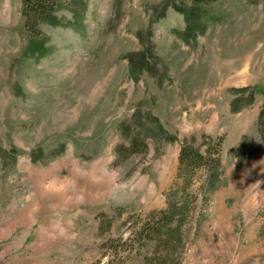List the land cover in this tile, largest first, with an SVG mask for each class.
Here are the masks:
<instances>
[{"label": "rangeland", "instance_id": "rangeland-1", "mask_svg": "<svg viewBox=\"0 0 264 264\" xmlns=\"http://www.w3.org/2000/svg\"><path fill=\"white\" fill-rule=\"evenodd\" d=\"M24 1L0 0V264H264V0H59L33 30ZM184 143L216 159L187 184ZM172 201L174 251L139 248Z\"/></svg>", "mask_w": 264, "mask_h": 264}, {"label": "trees", "instance_id": "trees-1", "mask_svg": "<svg viewBox=\"0 0 264 264\" xmlns=\"http://www.w3.org/2000/svg\"><path fill=\"white\" fill-rule=\"evenodd\" d=\"M58 1L59 0H25L23 14L26 26L30 30H33V26L38 21V19H45L47 17L51 18V10L56 6ZM191 30L193 32L195 30V27L191 28ZM26 51L30 55H34L35 53H37L39 57L43 56L46 53L44 49V42H41L39 40L31 41L26 47ZM138 127L140 129L142 128L140 125H138ZM160 135L166 138H174L173 135L164 133L163 131H161ZM144 139L145 138L142 137V140H138V142L141 143L142 146H144ZM135 142L136 141L134 139H130L129 146H135ZM207 146V150L210 151L213 150L217 145H215V143H212L211 146L210 144H208ZM178 162V171L183 176V184H187L191 181L194 172L197 169L202 167L212 168L216 163V159L212 158V155H210V153H201L194 149L192 145L184 143L179 150ZM180 210L181 207H176L175 203H173L172 201V203L169 204L167 210L158 212L156 214L157 217H153V219L143 225L135 235L139 248H145L148 243H166L173 252L176 243L179 240L180 234L178 232L179 229L177 228V224L174 225V227H172L171 224L173 219L180 217ZM128 242L132 246V244L134 243V239H129ZM142 259L143 262H146V264H162L166 261L172 260L169 253H166V255L163 256V258L158 263H156L157 260H159V256L157 255L152 259H148V257L143 256Z\"/></svg>", "mask_w": 264, "mask_h": 264}, {"label": "clouds", "instance_id": "clouds-1", "mask_svg": "<svg viewBox=\"0 0 264 264\" xmlns=\"http://www.w3.org/2000/svg\"><path fill=\"white\" fill-rule=\"evenodd\" d=\"M78 167L81 169L79 175L82 178L103 188L102 195L106 199L125 201L141 194V190L134 186L135 181L131 178L126 179L111 163L83 161L79 162ZM261 183L262 181L257 180L252 184L254 187L259 188Z\"/></svg>", "mask_w": 264, "mask_h": 264}]
</instances>
